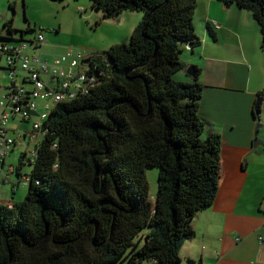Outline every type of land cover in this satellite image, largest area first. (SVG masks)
<instances>
[{
	"label": "trees",
	"instance_id": "trees-1",
	"mask_svg": "<svg viewBox=\"0 0 264 264\" xmlns=\"http://www.w3.org/2000/svg\"><path fill=\"white\" fill-rule=\"evenodd\" d=\"M217 1L250 12L264 42V0ZM90 2L103 20L126 12L144 19L129 44L83 59L89 81L50 112L30 177L26 154L14 167L13 187L25 177L30 187L24 202L0 204V264H182L192 222L214 204L221 175L222 138L205 135L200 114L201 70L176 78L185 50L202 44L198 0ZM4 29L0 47L40 50L43 30L20 32L13 20ZM30 31L35 38L25 37ZM148 168L159 171L154 199Z\"/></svg>",
	"mask_w": 264,
	"mask_h": 264
},
{
	"label": "crops",
	"instance_id": "crops-1",
	"mask_svg": "<svg viewBox=\"0 0 264 264\" xmlns=\"http://www.w3.org/2000/svg\"><path fill=\"white\" fill-rule=\"evenodd\" d=\"M10 4V0H0V31L11 21ZM111 21L121 31L132 34L141 16L126 12ZM194 22L202 44L194 51L185 50L184 73L191 67L201 70L200 82L205 88L200 114L206 123L205 135L217 134L222 138L221 175L216 200L194 218L195 235L184 243L180 258L182 264H264V146L255 147L257 139L264 144L262 32L250 12L235 5L228 7L217 0H198ZM214 24L221 29H213V37L208 26ZM0 34L5 36L3 32ZM58 47L56 41L45 37L41 51H35L32 56L47 59L46 52H49L47 60L52 61L63 55ZM2 64L0 100L12 85ZM25 78V74L18 73V83L31 91L33 87L24 82ZM43 78L49 81L48 76ZM259 98L262 102L259 118H256L254 110ZM46 104L44 101L42 108L37 107L30 122L21 123L34 126ZM2 113L0 109V115ZM32 132L23 136L28 139ZM23 193L22 188L14 193L10 187H2L0 204L21 203Z\"/></svg>",
	"mask_w": 264,
	"mask_h": 264
},
{
	"label": "rangeland",
	"instance_id": "rangeland-1",
	"mask_svg": "<svg viewBox=\"0 0 264 264\" xmlns=\"http://www.w3.org/2000/svg\"><path fill=\"white\" fill-rule=\"evenodd\" d=\"M10 3L14 6V9L9 10L10 19L14 21V26L18 31H27L29 25H31L32 30H43L46 39L48 40L50 37L56 41L57 45H59V50H63V54L73 49L76 52H81V55L86 57L93 53H104L114 46L130 43L132 34L124 30L121 31L116 25L111 23V20L110 22L109 20H103L101 14L92 9L90 0H10ZM139 15L142 22L144 15ZM193 23L195 27V22L193 21ZM0 32L6 34L4 27L1 28ZM20 32L16 34L18 38L21 36ZM35 36L36 32L34 31H30L25 35L28 39L35 38ZM28 52L32 55L34 49H30ZM46 53V58L49 59L51 54L49 52ZM19 69L22 72L21 64L19 65ZM184 74V72H181L176 78L179 80L185 76ZM9 84L10 82L8 81V86ZM36 103L42 108L44 100L37 99ZM8 129H10L8 135L15 140L16 146L13 147L10 155L6 157V167L3 175L7 172L9 180L8 184L3 187H10L13 192V182H16L18 179L16 176L10 174V167H19L21 157L26 154L23 174L28 175L29 178L32 171L29 163L33 161L38 141L36 139L30 140V138L21 140L20 138V135L33 131L31 123H21L18 118H15L10 121ZM158 175V169H146L149 194L152 199L156 197L158 192ZM29 187L30 184H25V186L19 185L18 187L22 188V192L25 194L22 202L27 197ZM18 196L20 197V194ZM18 196L15 198H18Z\"/></svg>",
	"mask_w": 264,
	"mask_h": 264
},
{
	"label": "built area",
	"instance_id": "built-area-1",
	"mask_svg": "<svg viewBox=\"0 0 264 264\" xmlns=\"http://www.w3.org/2000/svg\"><path fill=\"white\" fill-rule=\"evenodd\" d=\"M214 30H220L221 26L213 25ZM45 42V36L41 32L37 36V47L40 50L31 48L25 44L20 47L4 45L0 47V63H4L8 77L12 82L8 94L0 100V109L3 113L0 115V174L5 172L6 157L10 155L16 142L9 137L8 125L12 119L18 118L22 122H30L37 112V99H42L48 103L44 107V113L39 114V119L34 123L33 132L30 134V140L41 137L40 131L43 124L48 119L52 109L59 103L68 102L75 98L88 82L87 68L83 66L82 61L85 58L81 52L70 49L66 54L55 57L52 61L32 56L28 51L34 49V52L41 51ZM21 64V71L19 65ZM18 73L26 75L24 82L32 85V90H27L22 84L18 83ZM48 76L49 81L43 77ZM28 93H31V99L26 106H22ZM51 105L54 107L52 108ZM49 112V113H47ZM38 132V133H37ZM28 136L20 135L21 140ZM28 138V139H29ZM39 142V141H38ZM11 175H14V167H10ZM4 180H0V188L8 182L7 172L3 175ZM29 182L28 178H23L19 185L25 186ZM18 186L16 187L18 189ZM14 188V191L17 189Z\"/></svg>",
	"mask_w": 264,
	"mask_h": 264
},
{
	"label": "water",
	"instance_id": "water-1",
	"mask_svg": "<svg viewBox=\"0 0 264 264\" xmlns=\"http://www.w3.org/2000/svg\"><path fill=\"white\" fill-rule=\"evenodd\" d=\"M187 75H189V76H191V77L194 76V69H193V67H191V68H189V69L187 70ZM261 102H262V100H261V98H259L258 101H257V103H256V105H255V110H254V114H255V116L258 114V111H259V109H260ZM259 145H260V146H264L263 142L260 141L259 139H257V140L255 141V147H256V146H259Z\"/></svg>",
	"mask_w": 264,
	"mask_h": 264
}]
</instances>
